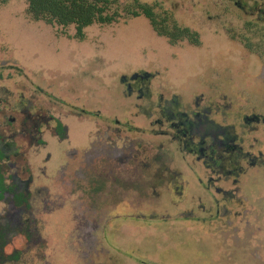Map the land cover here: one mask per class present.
I'll return each mask as SVG.
<instances>
[{
  "label": "rangeland",
  "instance_id": "374dc122",
  "mask_svg": "<svg viewBox=\"0 0 264 264\" xmlns=\"http://www.w3.org/2000/svg\"><path fill=\"white\" fill-rule=\"evenodd\" d=\"M117 2L112 9L118 12L117 20L85 27L84 37L80 39L76 37L74 25L63 27L34 20L28 13L26 0H0V85L8 87L16 81L24 90L23 86L35 87L32 83H39L43 92L33 93L29 98L42 108L47 123L45 134L55 135V120L51 117L60 118L66 125L69 129L67 139L73 144L86 146L90 132L89 145L97 149L84 148L75 154L76 158L84 159L87 153L85 157L92 160L93 165L97 159L101 160V149L110 148L106 161L112 165L115 162L120 173L123 168L117 155L120 153L122 157L123 154L119 147L124 145L127 154L128 142L140 138L125 131L108 132V124L93 129L90 120L101 125L98 119L80 113L81 107L74 105L86 104L92 109L114 111L123 104L117 76L139 68L166 72L167 80L179 84L184 94L199 90L204 80L216 79V73L231 80L236 70L228 69L226 64L238 63L241 52L240 56L247 60L253 57L243 49L242 43L252 42L264 58V11L252 19L240 9L233 11L226 0ZM139 3L153 6V9L157 4L160 6L156 11L158 16H163L162 9L168 10L181 27L198 31L200 47L195 48L187 39L172 44L169 37L159 36L142 15ZM200 5L205 8L200 10ZM217 5L226 16L213 26V22L207 23L201 14L203 9L209 14ZM135 12L139 15H134ZM199 22L211 27L202 29ZM231 45L241 52L233 53L229 49ZM87 74L93 77L83 78ZM72 86L77 93L72 91ZM18 99L15 92L7 98L0 90V115L4 116L0 124L8 123L10 118L20 121L22 115L14 110ZM131 103L132 100H126L121 110ZM109 127L112 128L111 124ZM4 135H17L14 142L22 149V157L12 156L4 165L5 173H19L26 178L22 169L33 160L32 153L36 149H31L19 133L13 131ZM49 141L47 150L40 152L37 160L46 157L48 151L52 152L49 171L53 172L67 156L65 145L68 144L48 137ZM80 178L73 181V187L67 184L63 192L66 193L60 198L46 192L44 208L39 203H32L31 208H0V264H254L245 259L229 260L228 245L225 248L216 246L214 250L210 245L211 237L218 234L214 215L191 208H171L167 212L122 208L120 202L116 203L117 192L126 188L119 186L117 174L112 178L105 173ZM88 223L94 232L92 240L85 241L79 236V230ZM229 231L232 234L233 230ZM251 249L255 254L253 258L257 259L259 253L255 246Z\"/></svg>",
  "mask_w": 264,
  "mask_h": 264
},
{
  "label": "flooded vegetation",
  "instance_id": "af4514ba",
  "mask_svg": "<svg viewBox=\"0 0 264 264\" xmlns=\"http://www.w3.org/2000/svg\"><path fill=\"white\" fill-rule=\"evenodd\" d=\"M226 1L233 11L240 9L252 19L264 11V2L260 0ZM200 6V10L205 8V5ZM139 7L159 36L166 37L152 24V18L144 13V8L152 9L157 27L169 33L167 37L173 40L172 44L187 39L195 48L200 47V33L181 27L168 10L159 8L165 14L158 16L156 11L160 6L157 4L154 9L141 3ZM219 7L217 5L209 14L203 9L201 16L214 26L223 15L226 16ZM207 23L199 22V26L209 29L211 25ZM242 44L254 58L241 57L243 53L231 45L232 49H229L233 53L241 52L238 63L226 64L228 69L236 70V73L232 70L234 78L231 80L216 73V79L204 80L199 90L184 94L179 84L167 80L166 72L139 68L117 76L123 104L114 111L92 109L86 104L74 105L81 107L80 113L98 119L101 125L90 120L93 129L108 124V132L125 131L140 138L128 142L127 154L124 145L119 147L123 154L122 157L120 153L117 155L123 168L120 173L115 162L112 165L106 161L110 148H102L101 160L97 159L93 165V161L85 157L87 153L84 159L76 158L75 154L84 148L97 149L89 145L90 132L86 146L73 144L67 139L69 129L66 125L60 118L51 117L55 120V135L45 134L47 123L42 108L29 98L33 93L43 92L39 83L33 82L35 87L23 86L24 90L16 81L8 83V87L0 85L7 98L12 96V91L18 95L14 110L22 115L19 122L10 118L8 123L0 124V208H31L32 203L42 204L44 208L47 205L46 192L60 198L66 193H63L66 185L79 181L83 175L105 173L112 178L117 174L119 186L126 188L117 192L116 203L120 202V207L149 208V211L163 209L166 212L171 208H191L209 213L214 215L218 229V234L215 233L210 241L214 250L216 246L225 248L228 245V252L231 250L229 260L245 259L246 262L264 264V58L252 42ZM92 77L87 74L83 78ZM72 91L77 93L73 86ZM126 100H132V103L121 110ZM13 131L21 134L31 149H36L32 153L33 160L22 169L26 178L19 173L8 175L4 171V165L12 156L22 157V149L14 142L17 135H4ZM48 137L68 144L65 145L67 156L53 172L49 171L52 152L48 151L46 157L37 160L39 153L48 148ZM70 146L73 148L69 150ZM116 203L113 207L117 206ZM89 224L79 230V236L85 241L91 239L94 232ZM229 230H233L232 234ZM251 246H255L259 253L257 259L253 258L255 254L250 251Z\"/></svg>",
  "mask_w": 264,
  "mask_h": 264
},
{
  "label": "trees",
  "instance_id": "16d2710c",
  "mask_svg": "<svg viewBox=\"0 0 264 264\" xmlns=\"http://www.w3.org/2000/svg\"><path fill=\"white\" fill-rule=\"evenodd\" d=\"M28 13L36 21L49 25L68 27L74 25L76 37L82 39V30L93 24H111L117 20L118 12H112L117 0H26ZM144 13L152 18V24L161 35L170 36L165 30L157 27L154 13L149 7ZM134 15H139L136 12ZM194 37H192L193 39Z\"/></svg>",
  "mask_w": 264,
  "mask_h": 264
}]
</instances>
